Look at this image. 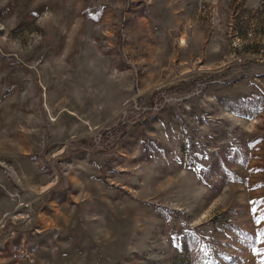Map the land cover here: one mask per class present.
<instances>
[{"label": "rangeland", "instance_id": "obj_1", "mask_svg": "<svg viewBox=\"0 0 264 264\" xmlns=\"http://www.w3.org/2000/svg\"><path fill=\"white\" fill-rule=\"evenodd\" d=\"M0 264H264V0H0Z\"/></svg>", "mask_w": 264, "mask_h": 264}, {"label": "trees", "instance_id": "obj_2", "mask_svg": "<svg viewBox=\"0 0 264 264\" xmlns=\"http://www.w3.org/2000/svg\"><path fill=\"white\" fill-rule=\"evenodd\" d=\"M123 137H125V136H123Z\"/></svg>", "mask_w": 264, "mask_h": 264}]
</instances>
